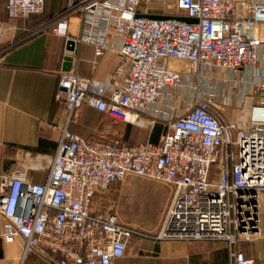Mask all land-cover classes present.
<instances>
[{
	"label": "built area",
	"instance_id": "2783aa9c",
	"mask_svg": "<svg viewBox=\"0 0 264 264\" xmlns=\"http://www.w3.org/2000/svg\"><path fill=\"white\" fill-rule=\"evenodd\" d=\"M140 0H82L60 15L54 30L66 43H86L94 55L113 50L119 41L118 65L107 83L95 88L75 71H62L55 100L66 112L47 180L37 184L25 171L0 177L3 238L20 241V264L31 254L54 258L53 264H114L130 258L132 235L146 236L124 223L109 206L93 210V200L129 176L172 189L158 230L149 237L168 242H225L232 264H256L236 250L260 227L259 198L264 193V95L248 112L245 129L221 117L211 92L197 93L183 111L164 113L159 143L81 139L68 130L83 106L112 121L152 127L161 94L196 76L235 75L256 66L263 42L247 31L264 24V0H176L177 15L151 19L137 15ZM45 0H6L9 21L40 16ZM81 15L80 33L66 34L65 19ZM178 18L191 19L188 23ZM7 23L0 18V44ZM60 26L63 28L61 29ZM14 29V28H12ZM74 49L66 50L72 59ZM189 65L176 73L168 62ZM263 92L264 80L253 84ZM107 94V97L104 96Z\"/></svg>",
	"mask_w": 264,
	"mask_h": 264
},
{
	"label": "crops",
	"instance_id": "0c3cea01",
	"mask_svg": "<svg viewBox=\"0 0 264 264\" xmlns=\"http://www.w3.org/2000/svg\"><path fill=\"white\" fill-rule=\"evenodd\" d=\"M82 0H45L44 11L39 22L27 20L9 21L6 15V0H0V18L7 23L5 37L0 44V177L14 171H25L28 180L42 184L47 180L52 157L55 154L59 136L66 122V112L55 100L59 74L65 63L67 43L54 30L60 15L77 7ZM258 1V0H254ZM176 0H140L139 16H176L172 10ZM81 15L73 13L65 19L66 34L75 39L80 33ZM14 28V29H12ZM62 29L63 27L60 26ZM250 37L263 42L259 60L252 69L241 70L235 75L225 73L216 76L206 86L208 78L196 76L195 80L170 87L161 94L157 105L155 124L147 126V118L137 123L116 122L104 113L83 106L72 117L68 130L81 139L121 141L126 144L159 143L166 129L162 118L171 109L183 111L190 99L197 93L215 95L221 117L233 122L239 129H245L248 112L254 103L263 99V92L255 91L253 84L264 80V24L247 31ZM114 49L94 55V48L86 43H75L71 59V71L89 79L95 88L107 83L118 65L117 51L120 43L111 38ZM168 68L176 73L189 72V65L170 61ZM107 97V94H104ZM248 108L246 117H239L240 111ZM22 152V161L16 160ZM147 188L133 191L135 198L161 199L166 207L172 196V189L147 183ZM112 188L97 194L93 200L96 213H106L114 205L111 197L118 196ZM117 194V196L115 195ZM110 197V198H109ZM260 227L250 241L240 239L236 250L256 264H264V193L259 198ZM161 222V220H160ZM158 224V228L160 225ZM130 226L139 229L146 236L132 235L130 244L132 257L118 259L114 264H232V248L225 242H168L155 241V225L133 220ZM4 223L0 216V264H20L23 246L20 241H6L3 238ZM54 258L43 254L29 255L23 264H53Z\"/></svg>",
	"mask_w": 264,
	"mask_h": 264
},
{
	"label": "rangeland",
	"instance_id": "374dc122",
	"mask_svg": "<svg viewBox=\"0 0 264 264\" xmlns=\"http://www.w3.org/2000/svg\"><path fill=\"white\" fill-rule=\"evenodd\" d=\"M171 11L176 13L177 8L173 7ZM40 18L41 16L30 19L29 22L35 23L36 19H38L37 22H39ZM247 111L248 108L244 106L239 113V117H246ZM147 183H149L148 180L129 176L124 183L116 187L117 190L119 189L118 196L115 194L117 199L115 200V197H111V199L114 201V207L118 217H120L124 223L130 224L133 220L141 221L146 224L150 222L155 225V231H157L158 224L166 209V207L163 206V202L161 199H154L152 197L147 199L135 198L133 194V191H137L139 188L146 189L148 187Z\"/></svg>",
	"mask_w": 264,
	"mask_h": 264
},
{
	"label": "water",
	"instance_id": "95a60500",
	"mask_svg": "<svg viewBox=\"0 0 264 264\" xmlns=\"http://www.w3.org/2000/svg\"><path fill=\"white\" fill-rule=\"evenodd\" d=\"M148 18H151V19H164V18H167V17H157V16H149ZM179 20H181V21H184V22H188V23H193L194 21L193 20H191V19H186V18H178ZM74 43L72 42V41H69L68 43H67V47H66V50H68V51H72L73 49H74ZM71 58H69V57H67V58H65V63L63 64V69H62V71H64V72H69L70 71V68H71ZM17 157H16V160L19 162V163H21V161H22V152L21 151H19L18 153H17V155H16Z\"/></svg>",
	"mask_w": 264,
	"mask_h": 264
}]
</instances>
